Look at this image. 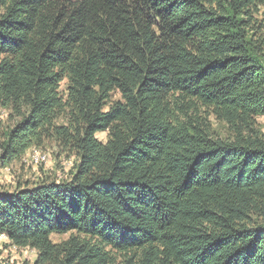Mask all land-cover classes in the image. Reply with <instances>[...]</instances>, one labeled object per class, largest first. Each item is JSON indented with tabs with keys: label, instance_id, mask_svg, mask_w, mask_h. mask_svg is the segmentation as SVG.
<instances>
[{
	"label": "trees",
	"instance_id": "obj_1",
	"mask_svg": "<svg viewBox=\"0 0 264 264\" xmlns=\"http://www.w3.org/2000/svg\"><path fill=\"white\" fill-rule=\"evenodd\" d=\"M260 7L0 0V110L15 120L0 122V168L46 141L75 157L64 180L0 191L8 246L32 264H264Z\"/></svg>",
	"mask_w": 264,
	"mask_h": 264
},
{
	"label": "rangeland",
	"instance_id": "obj_2",
	"mask_svg": "<svg viewBox=\"0 0 264 264\" xmlns=\"http://www.w3.org/2000/svg\"><path fill=\"white\" fill-rule=\"evenodd\" d=\"M256 18L264 20V7H260ZM119 99L117 93L112 95V100ZM0 122L4 128L11 127L15 120L10 121L6 111L0 110ZM258 125L264 131V118L257 119ZM60 123V121H59ZM211 131L217 136L226 138L227 129L224 124L211 119ZM100 141H105L104 134H98ZM47 156L44 163H33L31 157L35 154ZM59 149L52 141H46L42 147L33 148L26 152L20 162L11 166L0 168V191L12 192L18 185L34 186L43 180L61 181L67 178L70 168L73 166L75 157L65 159L63 155H58ZM27 160L25 162V160ZM68 235H52L53 242L65 240ZM35 252L29 249H16L8 246L6 240L0 239V264H32Z\"/></svg>",
	"mask_w": 264,
	"mask_h": 264
},
{
	"label": "built area",
	"instance_id": "obj_3",
	"mask_svg": "<svg viewBox=\"0 0 264 264\" xmlns=\"http://www.w3.org/2000/svg\"><path fill=\"white\" fill-rule=\"evenodd\" d=\"M25 160V158H24ZM27 160H25L26 162ZM47 161V156L43 155V154H39V153H35L32 157H31V162L33 163H44ZM0 239L6 240V237L4 235H0Z\"/></svg>",
	"mask_w": 264,
	"mask_h": 264
}]
</instances>
